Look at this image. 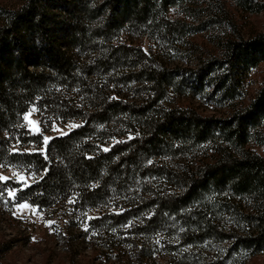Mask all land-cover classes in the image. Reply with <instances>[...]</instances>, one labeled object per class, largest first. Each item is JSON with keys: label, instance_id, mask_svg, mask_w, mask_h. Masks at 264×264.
Returning a JSON list of instances; mask_svg holds the SVG:
<instances>
[{"label": "trees", "instance_id": "16d2710c", "mask_svg": "<svg viewBox=\"0 0 264 264\" xmlns=\"http://www.w3.org/2000/svg\"><path fill=\"white\" fill-rule=\"evenodd\" d=\"M18 1L0 7V166L40 175L5 182L16 199L81 211L116 200L109 228L130 226L138 256L173 227L184 245L228 241L264 256V82L248 100L240 92L264 62V31L242 35L233 13L259 14L264 0ZM180 46L197 59L191 82L170 64ZM191 92L226 112L183 102ZM33 105L80 124L46 153L14 151L40 143L22 126Z\"/></svg>", "mask_w": 264, "mask_h": 264}, {"label": "rangeland", "instance_id": "374dc122", "mask_svg": "<svg viewBox=\"0 0 264 264\" xmlns=\"http://www.w3.org/2000/svg\"><path fill=\"white\" fill-rule=\"evenodd\" d=\"M18 6V0H0V7L14 9ZM230 9L233 11V8ZM233 13L242 35L247 37L264 31V11L251 16L235 10ZM195 40L204 43L205 48L214 50L206 35L197 36ZM144 41L146 48L151 47L162 53L159 44L149 39ZM196 61L195 54L180 46L178 53L172 54L170 64L186 70L184 76L191 82L194 74L189 70L196 69ZM263 82L264 62L243 83L240 92L245 100L255 95ZM131 95L133 93L129 92L128 96ZM183 102L191 103L204 114L221 115L226 112L207 93L191 92ZM22 119V126L28 130V134L40 135L41 139L40 143L23 146L16 143L13 145L14 151L46 153L48 143L53 138L67 135L76 128L70 125L80 124L75 120L56 119L47 109L36 105L31 106ZM45 137L48 138L47 143ZM256 150L263 153L264 147ZM39 175L33 166H0V177L6 178L0 179V264H264V256L250 258L244 252L235 251L228 241L207 240L198 247L184 245L181 231H176L175 227L164 235L151 236L147 240L145 249L152 253V257L138 256L135 245L131 243L134 237L130 233V226L110 229L112 223L108 218L114 211L116 200L87 211L78 210L69 201H58L50 208H39L29 202L18 201L17 188L4 184L14 181L18 186L25 187ZM21 204L27 207H19ZM102 217L107 220L96 221ZM112 234L116 236L111 237ZM171 244H180L179 250L167 252Z\"/></svg>", "mask_w": 264, "mask_h": 264}, {"label": "snow or ice", "instance_id": "6c2138e0", "mask_svg": "<svg viewBox=\"0 0 264 264\" xmlns=\"http://www.w3.org/2000/svg\"><path fill=\"white\" fill-rule=\"evenodd\" d=\"M25 119H27V117H25ZM70 127H77V125H70ZM47 137H45V143H47ZM107 151V149H105ZM0 179H6V178H3V177H0ZM10 195H12V193H10ZM70 203H72L73 201H69ZM19 207L21 208H24V207H27V205L25 204H21Z\"/></svg>", "mask_w": 264, "mask_h": 264}]
</instances>
